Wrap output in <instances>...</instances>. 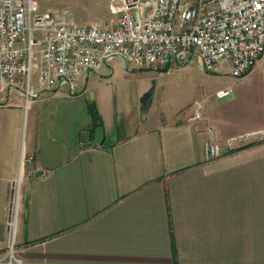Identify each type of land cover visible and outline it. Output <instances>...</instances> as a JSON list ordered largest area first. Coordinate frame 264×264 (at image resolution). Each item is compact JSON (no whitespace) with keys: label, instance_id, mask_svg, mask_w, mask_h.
<instances>
[{"label":"crops","instance_id":"0c3cea01","mask_svg":"<svg viewBox=\"0 0 264 264\" xmlns=\"http://www.w3.org/2000/svg\"><path fill=\"white\" fill-rule=\"evenodd\" d=\"M93 72L77 94L53 88L26 100L0 88V256L21 173L14 253L24 264H264V137L214 158L204 146L206 125L223 144L264 130V114L239 125L198 106L150 114V93L145 115L114 131L90 99ZM91 103L103 144L89 136Z\"/></svg>","mask_w":264,"mask_h":264},{"label":"built area","instance_id":"2783aa9c","mask_svg":"<svg viewBox=\"0 0 264 264\" xmlns=\"http://www.w3.org/2000/svg\"><path fill=\"white\" fill-rule=\"evenodd\" d=\"M109 11L108 25L82 24L41 10L38 0H0V88H18L26 100L53 88L77 94L82 74L111 58L162 69L196 57L206 71L228 64L241 78L264 56V0H109ZM205 132L208 158L264 137L260 130L221 144L217 128L206 125ZM16 226L11 213L0 264H24L14 253Z\"/></svg>","mask_w":264,"mask_h":264},{"label":"rangeland","instance_id":"374dc122","mask_svg":"<svg viewBox=\"0 0 264 264\" xmlns=\"http://www.w3.org/2000/svg\"><path fill=\"white\" fill-rule=\"evenodd\" d=\"M38 3L41 10L53 11L76 23L109 24L108 0H38ZM153 70L152 74L130 73L120 58H111L90 76V99L102 101L105 122L114 131H128L129 124L145 115L140 98L150 93V114L159 111L168 116L176 109L198 106L213 116L222 114L224 120L238 125L258 121V116L264 114V56L241 78L230 73L228 64L218 71H206L196 57L183 66ZM226 87L230 88L229 95L217 97V91ZM19 175L11 194L12 213L22 195Z\"/></svg>","mask_w":264,"mask_h":264},{"label":"trees","instance_id":"16d2710c","mask_svg":"<svg viewBox=\"0 0 264 264\" xmlns=\"http://www.w3.org/2000/svg\"><path fill=\"white\" fill-rule=\"evenodd\" d=\"M89 113H90L91 120H92V125H91L90 130H89V136H92L95 128L97 126L102 125V119H101V116H100L96 106L93 103L89 104Z\"/></svg>","mask_w":264,"mask_h":264},{"label":"water","instance_id":"95a60500","mask_svg":"<svg viewBox=\"0 0 264 264\" xmlns=\"http://www.w3.org/2000/svg\"><path fill=\"white\" fill-rule=\"evenodd\" d=\"M93 139L97 144H103L104 143V128L102 125L97 126L94 130V134H93ZM227 151V149H225L222 152Z\"/></svg>","mask_w":264,"mask_h":264},{"label":"bare ground","instance_id":"6f19581e","mask_svg":"<svg viewBox=\"0 0 264 264\" xmlns=\"http://www.w3.org/2000/svg\"><path fill=\"white\" fill-rule=\"evenodd\" d=\"M17 200V199H16ZM18 203V202H17ZM13 206V205H12ZM12 208V207H11ZM17 212V206H16V204H15V206L13 207V216H14V214ZM11 213H12V211H11Z\"/></svg>","mask_w":264,"mask_h":264}]
</instances>
